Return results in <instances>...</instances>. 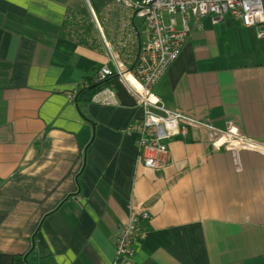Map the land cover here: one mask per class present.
<instances>
[{"label":"crops","instance_id":"0c3cea01","mask_svg":"<svg viewBox=\"0 0 264 264\" xmlns=\"http://www.w3.org/2000/svg\"><path fill=\"white\" fill-rule=\"evenodd\" d=\"M189 27L152 94L197 123L155 172L135 98L96 81L111 54L132 68L141 22L114 0H0V264H112L138 205L150 221L131 264H264V39L230 16ZM106 90L116 106L93 105ZM209 129L256 148L209 155Z\"/></svg>","mask_w":264,"mask_h":264},{"label":"built area","instance_id":"2783aa9c","mask_svg":"<svg viewBox=\"0 0 264 264\" xmlns=\"http://www.w3.org/2000/svg\"><path fill=\"white\" fill-rule=\"evenodd\" d=\"M114 5L128 12L133 20L141 22L140 30L146 36L142 46L140 40L138 41V52L131 69L111 54L115 73L102 69L96 81L102 85L116 75L133 95L143 111V118L135 129L138 161L151 171L161 172L168 165L166 143L185 135V131L181 130L182 126H196L197 123L192 120L190 121L193 124L182 121L180 114L166 108L152 94L153 88L179 59L190 34L191 18L195 20V27L200 29L202 18L209 16L212 23L218 25L223 18L230 16L246 29L258 28V38L264 39V0H114ZM88 6L91 8L89 3ZM177 16L181 18L180 32L175 30ZM94 18L96 20L95 16ZM96 23L99 26L97 21ZM135 35L140 37L138 30ZM123 45L126 47V43ZM92 103L99 107L116 106L114 94L109 90L94 96ZM209 131V155L242 145L221 135L219 137L222 140L219 141L214 130ZM150 210L151 206L138 205L137 210L130 213L128 223L115 240L112 264L132 263L136 246L147 236V229L143 224L149 220Z\"/></svg>","mask_w":264,"mask_h":264},{"label":"bare ground","instance_id":"6f19581e","mask_svg":"<svg viewBox=\"0 0 264 264\" xmlns=\"http://www.w3.org/2000/svg\"><path fill=\"white\" fill-rule=\"evenodd\" d=\"M166 110H168V109H166ZM168 112H170V111L168 110ZM177 116H179V115H177ZM179 118H180L182 121H184V122H188V123L193 124L192 121L187 120L186 118H184V117H182V116H179ZM221 136H222L223 138H225V139H227V140H231V141H233V142H235V143H237V144L246 145V146H248V147H250V148H256V146H255L254 144H252V143H250V142L243 141L242 139H240V138L235 134L234 131H232L231 133L222 132V133H221Z\"/></svg>","mask_w":264,"mask_h":264},{"label":"rangeland","instance_id":"374dc122","mask_svg":"<svg viewBox=\"0 0 264 264\" xmlns=\"http://www.w3.org/2000/svg\"><path fill=\"white\" fill-rule=\"evenodd\" d=\"M92 1H93V0H92ZM177 19H178V18H176V17H175V20H177ZM165 21H166V24H167V23H168V18H167V17L165 18ZM138 22H139V21H138ZM218 138H219V141H221V140H222V138H221V137H218Z\"/></svg>","mask_w":264,"mask_h":264},{"label":"trees","instance_id":"16d2710c","mask_svg":"<svg viewBox=\"0 0 264 264\" xmlns=\"http://www.w3.org/2000/svg\"><path fill=\"white\" fill-rule=\"evenodd\" d=\"M112 77H113V76H112ZM96 79H97V78H96ZM90 90H91V91H94V88H91ZM149 221H150V218H149V220H148L146 223H144L143 225H144V226L148 225V224H149Z\"/></svg>","mask_w":264,"mask_h":264}]
</instances>
